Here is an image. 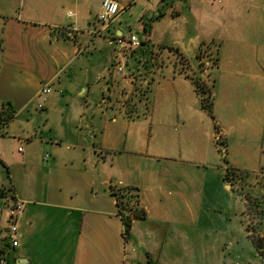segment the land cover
Segmentation results:
<instances>
[{
	"label": "crops",
	"instance_id": "1",
	"mask_svg": "<svg viewBox=\"0 0 264 264\" xmlns=\"http://www.w3.org/2000/svg\"><path fill=\"white\" fill-rule=\"evenodd\" d=\"M103 1L0 0V116L7 104L13 113L0 123L6 264H264L227 177L243 171L252 195L264 194V0H114L122 12L97 36ZM146 22L150 46L178 53L160 56L143 122L172 161L156 167L127 159L140 126L123 102L146 57L116 41ZM213 54L218 65L199 74L214 79L215 120L181 73L182 61L198 74ZM114 186L138 188L148 213L128 241ZM8 196L24 204L17 247L3 231ZM256 230L264 239V217Z\"/></svg>",
	"mask_w": 264,
	"mask_h": 264
},
{
	"label": "rangeland",
	"instance_id": "2",
	"mask_svg": "<svg viewBox=\"0 0 264 264\" xmlns=\"http://www.w3.org/2000/svg\"><path fill=\"white\" fill-rule=\"evenodd\" d=\"M125 18H129V15H127ZM151 21L152 19H149V22ZM149 22L145 23L144 29L142 28L139 30L135 26L132 29H130L126 35V38L130 37L132 34L137 35L140 40L145 38L146 41H143L140 48L142 50V55L146 57V61L141 63V66H142L141 69H144L145 71L143 75L138 76L136 74L134 75L132 73L130 74L132 75V77L130 78L132 80L133 87H134L131 95H133L134 97L129 96L128 98L125 99V101L123 100L124 101L123 103L124 105L127 106V109H128L127 111L131 115L132 119L137 120L138 121L137 125L140 126V130H139L140 134L138 135L136 139L134 136L132 155L127 157V159H129V162L134 165L138 163H142L143 165H149V166L156 167V166H160V164L170 165L172 161H170L169 159H162V160L160 159V136H158L157 142L155 140V137L152 138V140L149 139L148 130L146 129V127H143V122H145L144 120H146V118L149 117V113H150L149 107H150L151 101L153 100L151 99V97H153V94L151 95L149 92H151L156 86L160 84V78L162 75L161 70H162V67L165 66V61L160 60L161 58L160 56H162V54L166 52V54H169L170 57L171 56L177 57L178 53L174 48L169 49L168 51L164 52L163 49L159 45H154V47L150 46V44L147 42L148 38H150L149 35L151 31L149 30V28H151V25L149 24ZM96 25L97 27H99L98 22L96 23ZM145 28L147 30H145ZM207 51H208V47H201L198 58H201L202 60V56L206 54ZM213 55H214L213 58L211 59V61H209V64H210L209 66H206L205 62H200L198 74L195 72L192 73V65L190 62L184 63L181 60L182 61V65H181L182 72L181 73L187 75L186 77L190 79L194 85L198 84L200 85V87H204L207 90H210L211 92L209 95L210 103L212 102V99L214 100V85H215L214 79L211 77L210 72H207V74L204 76H201V74L199 73L203 74L205 71H208L210 66L211 68H214L215 66L218 65L217 54H213ZM171 66H172V62L169 63V67ZM129 68H131V65L129 66ZM148 93L150 95H148ZM205 96L207 97L208 95H205ZM135 97H137V99H135ZM141 101L145 102L144 104L147 105L148 110H146V107H144L143 110H140L139 107H140ZM4 109H2L4 114L2 113L0 116V123L8 118L7 117L8 113ZM214 133H215V130H214ZM215 134H216V142L218 143L219 150L222 153L223 146L225 145L224 143L225 140L223 139L222 133H220L218 130H216ZM158 135H160V133ZM169 148L170 149H166V152L169 154H172L173 150L171 149V147ZM121 160H122V157L120 158V161ZM250 178L251 177L249 174L243 171H238V170H231L230 176L228 177L230 187L233 188L234 191H236V194L238 195L239 198L245 201L246 208L244 212V220H245V224L247 227L246 228L247 232L249 231L253 232V228L256 225H258L260 221V217H259L260 212L262 210L260 205L262 203V199L264 198V194L262 191H261L262 192L261 195H259L258 197H254L252 195L250 191V185H249V183L252 182ZM114 187H118V186H114ZM261 188L263 189V186H261ZM254 202H258V205L260 207L255 206L253 204ZM205 211H208V210H205ZM211 213L225 214L226 210L218 209L217 207L213 206L211 208ZM4 257L6 258L5 252H4Z\"/></svg>",
	"mask_w": 264,
	"mask_h": 264
},
{
	"label": "trees",
	"instance_id": "3",
	"mask_svg": "<svg viewBox=\"0 0 264 264\" xmlns=\"http://www.w3.org/2000/svg\"><path fill=\"white\" fill-rule=\"evenodd\" d=\"M145 30H147L145 28ZM151 30V28H149ZM196 85V84H195ZM196 90L198 94L201 96V105L203 109H205L208 113V115L215 119V114H214V100L212 99V102L210 103L209 95H210V90H207L204 87H200V85H196ZM205 95H208L207 97ZM5 109L7 111V119H5L3 122L7 124L10 122L13 118V113L10 109V104L4 105ZM3 113V111H2ZM4 114V113H3ZM230 172L227 175V177L230 176ZM112 196L116 200V204L118 207V215L120 216L123 225H124V237L126 241L129 240L131 232H132V227L134 224V221L136 220H144L147 218L148 213L146 209L142 206L141 204V197H140V192L138 189L134 187H123V186H118V187H112ZM255 206L260 207L258 205V202L253 203ZM262 209V207H261ZM259 215V214H258ZM260 221L258 225H256L253 228V233L250 236V240L254 244L255 248L258 250L259 254L262 256V259L264 260V239L256 235V228L261 224L262 219L264 217V212L261 210L260 212ZM5 251H2V254H4ZM6 263H7V258H5ZM150 264H153L150 261ZM154 264H159V263H154Z\"/></svg>",
	"mask_w": 264,
	"mask_h": 264
},
{
	"label": "built area",
	"instance_id": "4",
	"mask_svg": "<svg viewBox=\"0 0 264 264\" xmlns=\"http://www.w3.org/2000/svg\"><path fill=\"white\" fill-rule=\"evenodd\" d=\"M122 8L119 3L114 0H104L102 3V10L97 17V22L99 23V27H97L93 35L101 36L102 33L108 29L111 24L118 18L121 14ZM117 44L120 46H127L131 50H137L141 47L142 42L139 37L135 34H132L130 37L125 38H117ZM122 70V68L120 69ZM52 93L51 86L43 89L42 95H48ZM43 108V105L39 106ZM24 204L23 202L18 201L14 196L7 197V204L5 209V218H6V229L3 230L7 233L6 239L10 241L13 247H17L19 245V221L20 216L23 212ZM0 264H6L5 257L0 253Z\"/></svg>",
	"mask_w": 264,
	"mask_h": 264
},
{
	"label": "water",
	"instance_id": "5",
	"mask_svg": "<svg viewBox=\"0 0 264 264\" xmlns=\"http://www.w3.org/2000/svg\"><path fill=\"white\" fill-rule=\"evenodd\" d=\"M22 263H24V260H20L18 264H22Z\"/></svg>",
	"mask_w": 264,
	"mask_h": 264
}]
</instances>
